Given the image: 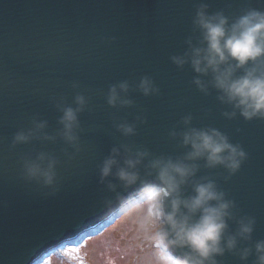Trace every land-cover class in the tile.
<instances>
[{
  "label": "water",
  "instance_id": "obj_1",
  "mask_svg": "<svg viewBox=\"0 0 264 264\" xmlns=\"http://www.w3.org/2000/svg\"><path fill=\"white\" fill-rule=\"evenodd\" d=\"M201 2L230 22L249 8L264 11V0H0V264H36L121 212L120 202L102 205L115 194L99 183L98 166L122 144L151 157L183 156L187 150L169 133L182 130L187 115L193 127L216 128L248 153L227 182L223 168L207 169L203 161L195 179L214 180L241 215L256 218L253 241L264 240V121L226 119L222 113L231 109L219 103L218 93L199 92L191 67L178 69L170 60L187 50L189 37L198 42L192 18ZM144 76L153 80L158 95L145 97L136 90ZM124 80L133 105L112 108L109 87ZM77 93L88 99L79 115V154L66 159L63 152L72 150L59 138L11 148L14 134L29 127L34 116L46 120L47 132L55 135L61 114L54 101L75 106ZM117 121L135 123L136 134L123 137L114 127ZM41 150L60 159L55 195L23 177L21 157ZM108 182L118 184L112 177ZM138 189L117 187L124 197ZM185 194H191L190 186ZM222 264L239 261L226 255Z\"/></svg>",
  "mask_w": 264,
  "mask_h": 264
},
{
  "label": "clouds",
  "instance_id": "obj_2",
  "mask_svg": "<svg viewBox=\"0 0 264 264\" xmlns=\"http://www.w3.org/2000/svg\"><path fill=\"white\" fill-rule=\"evenodd\" d=\"M192 29L199 33L198 42L194 44L189 37L185 41L187 50L171 56V62L178 69L189 65L195 73L192 83L205 96L210 95V89L218 93L219 103L231 109L222 113L226 119L239 115L245 122L264 121V11L249 8L230 22L222 11L210 13L208 5L201 2L195 8ZM77 87L74 83L73 88ZM136 90L145 97L159 94L147 76L141 77ZM129 91L127 80L111 85L107 104L112 108L131 107ZM54 103L61 114L56 134L50 135L48 122L34 116L29 127L14 134L12 149L33 142L55 143L59 138L72 150L63 152L66 159L80 153L79 115L88 107L87 97L77 93L75 106L62 100ZM192 119L185 116L182 130L169 133L170 139L187 150L181 157H151L147 150H133L127 144L113 147L98 166V176L99 183L115 194V199L104 198L101 203L110 207L120 202L122 213H143L140 227L149 233L152 264H222L226 255L239 264H249L253 257L251 264H264V240L253 241L256 218L241 215L236 202L228 199L214 180L195 179L200 170L198 162L203 161L207 169L223 168L227 182L248 160V153L216 128L193 127ZM114 127L123 137L136 134L135 123L117 121ZM59 164L57 155L43 150L21 157L23 177L51 189V195L59 190ZM110 177L118 184L106 183ZM137 185L139 189L128 197L117 191L118 186L126 192ZM189 186L191 194L186 195Z\"/></svg>",
  "mask_w": 264,
  "mask_h": 264
},
{
  "label": "rangeland",
  "instance_id": "obj_3",
  "mask_svg": "<svg viewBox=\"0 0 264 264\" xmlns=\"http://www.w3.org/2000/svg\"><path fill=\"white\" fill-rule=\"evenodd\" d=\"M142 215L138 210L119 212L97 229L82 234L88 237L99 232L85 237L80 246L82 241H70L39 264H49L50 260L51 264H152L149 233L140 227ZM73 248L78 251L73 252Z\"/></svg>",
  "mask_w": 264,
  "mask_h": 264
},
{
  "label": "snow or ice",
  "instance_id": "obj_4",
  "mask_svg": "<svg viewBox=\"0 0 264 264\" xmlns=\"http://www.w3.org/2000/svg\"><path fill=\"white\" fill-rule=\"evenodd\" d=\"M72 251H73V252H76V251H78V250H77V249H75V248H73V249H72Z\"/></svg>",
  "mask_w": 264,
  "mask_h": 264
},
{
  "label": "bare ground",
  "instance_id": "obj_5",
  "mask_svg": "<svg viewBox=\"0 0 264 264\" xmlns=\"http://www.w3.org/2000/svg\"><path fill=\"white\" fill-rule=\"evenodd\" d=\"M83 244V243H82Z\"/></svg>",
  "mask_w": 264,
  "mask_h": 264
}]
</instances>
